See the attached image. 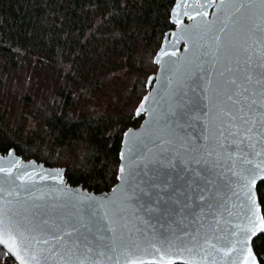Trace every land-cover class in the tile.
Listing matches in <instances>:
<instances>
[{
    "label": "snow or ice",
    "instance_id": "6c2138e0",
    "mask_svg": "<svg viewBox=\"0 0 264 264\" xmlns=\"http://www.w3.org/2000/svg\"><path fill=\"white\" fill-rule=\"evenodd\" d=\"M180 7L169 47L185 53H159L171 58L136 109L148 121L124 133L112 195L69 188L59 170L52 192L22 193L0 167V245L18 264H260L264 0H219L191 27Z\"/></svg>",
    "mask_w": 264,
    "mask_h": 264
},
{
    "label": "trees",
    "instance_id": "16d2710c",
    "mask_svg": "<svg viewBox=\"0 0 264 264\" xmlns=\"http://www.w3.org/2000/svg\"><path fill=\"white\" fill-rule=\"evenodd\" d=\"M175 2L0 0V154L13 148L24 161L65 167L70 185L110 191L123 134L144 118L136 108L175 27ZM113 77L129 81L114 89L119 101H95L100 91L111 97ZM254 249L264 264V239Z\"/></svg>",
    "mask_w": 264,
    "mask_h": 264
},
{
    "label": "water",
    "instance_id": "95a60500",
    "mask_svg": "<svg viewBox=\"0 0 264 264\" xmlns=\"http://www.w3.org/2000/svg\"><path fill=\"white\" fill-rule=\"evenodd\" d=\"M177 3L181 4V7L178 11V15H179V19L181 20L182 24L185 27H191L194 24L201 22L202 20L211 21L215 19L216 16L219 14L218 9L216 7V5L219 3V0H176L171 11V21L175 25V27L166 31L161 46L159 47V49L157 50L154 56V62L158 65V68L157 71L149 77L152 78L151 80L149 79L151 88L150 91L145 96H148L150 93H153L155 90L161 87V85L158 84L156 78L162 75L161 65L164 62H167L171 58L170 55L160 56L159 53L161 52V50L163 49L165 52L168 53H171L172 51H176L177 57L183 56L185 53L184 41L182 40L178 41L174 47L172 48L169 47V44L173 40V36L171 34L173 32L179 31L173 20V10L176 9ZM209 3H211V6H209ZM185 11H187L188 13L187 16L183 15ZM205 11L208 13L206 17L197 15V13L205 12ZM143 99L140 101L137 108L140 106ZM141 114H144V118L141 124L138 127H130L125 132L129 130L133 132H138L142 129V126L145 125V123L149 119V113L147 111H144L141 112L139 115ZM124 148H125V141L123 134L122 147L120 152L124 150ZM9 153H11V155H9ZM0 167L5 169H11V178L14 181V184L16 186H23L21 187L22 193H23V188L25 187L30 190L38 191L42 193L52 192L55 189V187L59 184V180L52 178L58 170L61 172V178L64 184H66L69 188L79 189L87 194L94 195L97 197L104 195H112V189L117 185H119L120 183V181L118 180V182L112 187L110 191L101 192V193H97L92 190L90 191L87 188H83L82 185L73 186L68 184L65 179V171H66L65 167H51L35 159L24 161L22 160L21 155L17 154L15 149L13 148L7 154H0ZM4 176L5 173H0V180H3ZM17 176H24L25 178L24 180H18L16 179ZM11 257L17 262L14 256ZM257 259L258 261H260L258 255H257ZM174 264H183V261L176 259L174 261Z\"/></svg>",
    "mask_w": 264,
    "mask_h": 264
},
{
    "label": "rangeland",
    "instance_id": "374dc122",
    "mask_svg": "<svg viewBox=\"0 0 264 264\" xmlns=\"http://www.w3.org/2000/svg\"><path fill=\"white\" fill-rule=\"evenodd\" d=\"M111 80H114L115 81V84L114 85H112V86H110V88H111V90H112V95H111V97H105L104 95V93H103V95H102V93H101V91L100 92H98V93H95V95H96V100L95 101H103V100H105V102H106V104H111V103H117L118 101H119V97L118 96H116L115 94H114V89H120V87L126 82V81H128V79L127 78H124V80H121L120 78H110ZM107 83H106V85L108 84L109 85V79H107ZM129 82V81H128ZM128 82H127V84H128ZM104 87V86H103ZM103 89H105V87L103 88ZM23 160V159H22ZM2 247V246H1ZM5 253H3L1 250H0V263H2L3 262V264L5 263V261H6V259H5ZM12 264H18L15 260L14 261H12Z\"/></svg>",
    "mask_w": 264,
    "mask_h": 264
}]
</instances>
